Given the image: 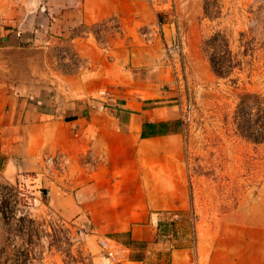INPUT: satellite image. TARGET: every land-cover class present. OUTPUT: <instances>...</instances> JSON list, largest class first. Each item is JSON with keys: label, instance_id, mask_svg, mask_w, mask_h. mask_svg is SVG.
I'll return each mask as SVG.
<instances>
[{"label": "crops", "instance_id": "0c3cea01", "mask_svg": "<svg viewBox=\"0 0 264 264\" xmlns=\"http://www.w3.org/2000/svg\"><path fill=\"white\" fill-rule=\"evenodd\" d=\"M169 19L161 38L147 0H0V184L65 153L67 171L42 183L38 213L91 224L85 264H264V224L198 212L164 52ZM186 216L193 237L177 230ZM99 236L118 244L120 262Z\"/></svg>", "mask_w": 264, "mask_h": 264}, {"label": "rangeland", "instance_id": "374dc122", "mask_svg": "<svg viewBox=\"0 0 264 264\" xmlns=\"http://www.w3.org/2000/svg\"><path fill=\"white\" fill-rule=\"evenodd\" d=\"M164 7L183 47L172 79L188 182L204 207L198 212L225 209L234 222L264 224V0H174ZM39 209L0 190V264H85L84 239L70 241ZM188 216L177 230L193 237L196 222ZM168 256L166 249L161 257Z\"/></svg>", "mask_w": 264, "mask_h": 264}, {"label": "built area", "instance_id": "2783aa9c", "mask_svg": "<svg viewBox=\"0 0 264 264\" xmlns=\"http://www.w3.org/2000/svg\"><path fill=\"white\" fill-rule=\"evenodd\" d=\"M151 5L155 15L156 20L153 24L152 29L154 32L161 38H163V26L165 22L162 17L172 18V14H167V8L164 5L169 4L171 7L174 3V0H147ZM165 58L171 65V70L175 76L178 75L179 68V60L180 56L183 53L182 42L175 35L169 43H165L164 45ZM67 54L63 52H59L58 59H62L63 56ZM68 62L73 63L76 67H82L83 61L69 54ZM62 61V60H59ZM98 94L103 99H108L109 95L106 89H100ZM106 102V101H104ZM69 157L63 152H54V153H44L41 156V167L36 172H29L20 174L19 179L10 184L11 186H1L0 190L7 193L8 195H15L18 200H23L26 204L30 206H35V208H39L43 204V195L48 192L45 191V187L42 186L43 182H56L58 177L62 176L66 173L68 165H69ZM9 192H12L9 194ZM174 219V215L172 216ZM46 222H48V226L52 229L62 228L65 230L66 235L69 240L75 243H79L89 234L94 232L93 227L89 223L76 224L71 221L64 219L59 213L49 210L45 214ZM97 243L100 248V251L105 255V257L111 263L120 262V252L121 249L118 244L111 240L107 236H99L97 238Z\"/></svg>", "mask_w": 264, "mask_h": 264}]
</instances>
